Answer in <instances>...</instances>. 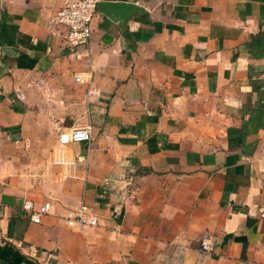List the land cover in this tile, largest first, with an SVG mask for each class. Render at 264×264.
<instances>
[{
	"label": "crops",
	"instance_id": "1",
	"mask_svg": "<svg viewBox=\"0 0 264 264\" xmlns=\"http://www.w3.org/2000/svg\"><path fill=\"white\" fill-rule=\"evenodd\" d=\"M113 1L74 49L62 0H0V264H264V0Z\"/></svg>",
	"mask_w": 264,
	"mask_h": 264
},
{
	"label": "built area",
	"instance_id": "2",
	"mask_svg": "<svg viewBox=\"0 0 264 264\" xmlns=\"http://www.w3.org/2000/svg\"><path fill=\"white\" fill-rule=\"evenodd\" d=\"M110 1L113 0H62V7L53 19V23L57 27L64 28V39L70 47L74 49L87 47L93 35V22L100 14L98 5ZM76 81L82 82L80 78H76ZM92 140L91 128H73L63 132L59 137V142L62 145L91 143ZM23 211L26 218L32 223L40 224L43 217L49 214L50 204L36 205L26 201ZM1 217L2 210L0 208ZM67 222L69 226L79 229L97 228L99 226L97 218L90 214V208L84 204L76 216L67 218ZM201 250L204 253L213 251V240L210 235L206 234L201 239Z\"/></svg>",
	"mask_w": 264,
	"mask_h": 264
},
{
	"label": "water",
	"instance_id": "3",
	"mask_svg": "<svg viewBox=\"0 0 264 264\" xmlns=\"http://www.w3.org/2000/svg\"><path fill=\"white\" fill-rule=\"evenodd\" d=\"M98 11L109 20L123 25H126L136 13L145 12L142 7L136 4L119 1L100 3Z\"/></svg>",
	"mask_w": 264,
	"mask_h": 264
}]
</instances>
